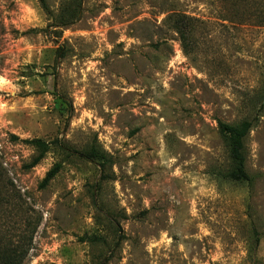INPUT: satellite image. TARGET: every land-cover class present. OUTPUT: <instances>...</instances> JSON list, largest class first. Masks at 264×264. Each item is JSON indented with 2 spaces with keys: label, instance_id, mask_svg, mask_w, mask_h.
Returning a JSON list of instances; mask_svg holds the SVG:
<instances>
[{
  "label": "rangeland",
  "instance_id": "374dc122",
  "mask_svg": "<svg viewBox=\"0 0 264 264\" xmlns=\"http://www.w3.org/2000/svg\"><path fill=\"white\" fill-rule=\"evenodd\" d=\"M232 1L0 0V246L37 225L22 264H264V0ZM244 120L249 182L218 130Z\"/></svg>",
  "mask_w": 264,
  "mask_h": 264
},
{
  "label": "trees",
  "instance_id": "16d2710c",
  "mask_svg": "<svg viewBox=\"0 0 264 264\" xmlns=\"http://www.w3.org/2000/svg\"><path fill=\"white\" fill-rule=\"evenodd\" d=\"M42 6L45 7L44 0H39ZM232 5H234L235 0H233ZM176 16V15H175ZM185 16L177 15V19L174 23V29L178 33L181 42H185L187 32L185 30V23L183 22ZM252 123L250 121L244 120L237 125H230L225 122H218V130L221 136L225 139L229 158L231 161V168L227 172L226 176L235 181H244L249 182L250 176L247 173L245 163L246 155L244 150V138L251 129ZM24 143L32 146L37 154L32 158V160L26 165V168H31L37 165L40 160L48 151V143L39 139H26L23 140ZM97 156V152L93 149L86 154H83V157L92 160ZM60 169V164L53 165L45 174L41 182L39 183L40 188L46 187L49 182L56 176ZM37 225H34L31 228L30 235L26 238H21L15 244H7L0 246V264H22L24 259L27 257L29 250L31 249V241L33 234L35 233Z\"/></svg>",
  "mask_w": 264,
  "mask_h": 264
}]
</instances>
